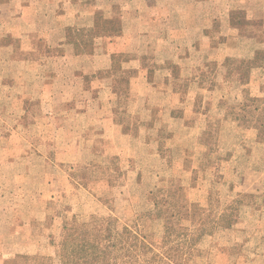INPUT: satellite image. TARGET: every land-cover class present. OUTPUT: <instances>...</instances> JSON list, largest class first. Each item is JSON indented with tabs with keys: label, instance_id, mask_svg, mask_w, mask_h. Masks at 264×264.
Instances as JSON below:
<instances>
[{
	"label": "rangeland",
	"instance_id": "rangeland-1",
	"mask_svg": "<svg viewBox=\"0 0 264 264\" xmlns=\"http://www.w3.org/2000/svg\"><path fill=\"white\" fill-rule=\"evenodd\" d=\"M16 68L0 50V70L10 75H0V264H75L80 256L65 239L67 229L99 227L108 217L156 253L143 250L137 261L123 253L122 264H264V102L252 103L255 93L264 100V77L244 76L245 106L229 107L224 118L216 106L204 113L209 123L190 124L185 109L178 117L165 113L149 124L146 138L86 141L82 163H64L54 154L55 142L65 147L62 138H36L42 121L16 122L24 112L13 106ZM28 130L37 133L28 138ZM158 189L161 218L151 196ZM230 213L231 222L221 219ZM10 219L18 223L13 232ZM32 219L29 229L20 227Z\"/></svg>",
	"mask_w": 264,
	"mask_h": 264
},
{
	"label": "crops",
	"instance_id": "crops-1",
	"mask_svg": "<svg viewBox=\"0 0 264 264\" xmlns=\"http://www.w3.org/2000/svg\"><path fill=\"white\" fill-rule=\"evenodd\" d=\"M0 18V38L13 39L0 43L17 67L13 106L24 110L16 122L62 138L64 163H82L86 141L146 138L165 113L209 123L216 106L224 118L244 105V76L264 77V0H0Z\"/></svg>",
	"mask_w": 264,
	"mask_h": 264
},
{
	"label": "trees",
	"instance_id": "trees-1",
	"mask_svg": "<svg viewBox=\"0 0 264 264\" xmlns=\"http://www.w3.org/2000/svg\"><path fill=\"white\" fill-rule=\"evenodd\" d=\"M264 102L263 99L255 98L252 99V103H256V107L259 108L260 104ZM245 106V105H243ZM164 189H158L157 192L151 193L153 197V205L155 214L157 217H162V209L165 206ZM231 212V210H230ZM221 219H228L231 222V213L229 215H222ZM207 220L201 221V231H205L207 228ZM101 226L91 228V225H77L74 223L72 228L67 229L66 241L73 240L69 244L73 247L74 252L79 253L80 259L76 258L75 264H89L87 256H93V263L99 264H122L118 260L122 258V254L125 253L124 257L134 258V261L140 259L141 252L147 250L154 256L156 253L146 243L139 240V238L132 234V232L124 227L120 231L117 226V220L114 217L102 218ZM167 228V227H166ZM83 235V239L80 243H76L78 238ZM88 236L94 237V241H90ZM65 241V243H66ZM64 243V244H65ZM83 254V255H81ZM82 258V259H81Z\"/></svg>",
	"mask_w": 264,
	"mask_h": 264
}]
</instances>
